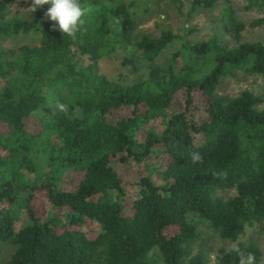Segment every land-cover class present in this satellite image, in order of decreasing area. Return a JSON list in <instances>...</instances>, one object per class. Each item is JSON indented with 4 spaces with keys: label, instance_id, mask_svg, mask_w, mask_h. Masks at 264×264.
<instances>
[{
    "label": "trees",
    "instance_id": "trees-1",
    "mask_svg": "<svg viewBox=\"0 0 264 264\" xmlns=\"http://www.w3.org/2000/svg\"><path fill=\"white\" fill-rule=\"evenodd\" d=\"M8 1L0 0L5 264H208L202 251L191 254L198 229L190 217L231 243L264 222L263 98L217 93L237 74L264 86V37L243 41L246 25L230 0L191 2V14L220 2L221 21L165 66L155 63L178 37L134 35L144 2L79 0L85 14L73 38L51 27L49 5L26 19L10 17ZM245 9L264 13V0H246ZM263 26L264 18L250 24ZM30 35L38 45L2 46ZM117 51L124 65L147 62V77L122 85L98 74L99 60ZM249 256L264 261L256 246L236 243L216 264H249Z\"/></svg>",
    "mask_w": 264,
    "mask_h": 264
},
{
    "label": "rangeland",
    "instance_id": "rangeland-1",
    "mask_svg": "<svg viewBox=\"0 0 264 264\" xmlns=\"http://www.w3.org/2000/svg\"><path fill=\"white\" fill-rule=\"evenodd\" d=\"M129 2L131 0H124ZM194 0H142L143 5L147 8L144 14L143 22L137 27L134 35L144 34L152 38H157L163 31L170 30L178 37L164 51L155 65L165 66L167 64H176L180 59H172V56L181 49L184 42L194 45L208 41L214 34L218 22L222 18V6L219 5L212 11L199 10L193 14L190 13V4ZM237 19L246 25L242 33L244 42H258L264 37V26L258 28L250 27V24L258 19L264 18V13L257 10H246V0H230ZM33 0H9L8 15L10 17H32L34 5ZM142 4V3H141ZM224 40L229 42L228 37ZM224 41V42H225ZM21 45L36 46L38 45V36H22L17 39L6 42L2 46L7 49H16ZM123 53L117 51L113 54L106 55L97 63V72L113 82L122 85H129L136 81L143 80L149 73V65L142 59H136L134 66L124 65L122 63ZM79 63L83 66L88 64L86 57L78 58ZM6 80L0 77V89L4 87ZM244 90H249L263 98L260 109L264 108V86L259 78L246 77L237 74L234 78H226L219 86L217 93L222 96L234 97ZM37 123H28V127L36 128ZM131 178V176L127 177ZM235 195V190H225L218 192L222 198H230ZM198 229V237L193 243L191 254L202 251L208 264H216L217 259L223 254L230 251L236 243L245 245H254L264 253V222L247 227L238 241L231 243L222 241L206 224L197 217L189 218ZM172 230V229H171ZM174 231V230H173ZM173 231H169L172 233ZM9 252L3 250L0 254V264H5L8 260ZM264 264V261L261 263Z\"/></svg>",
    "mask_w": 264,
    "mask_h": 264
},
{
    "label": "clouds",
    "instance_id": "clouds-1",
    "mask_svg": "<svg viewBox=\"0 0 264 264\" xmlns=\"http://www.w3.org/2000/svg\"><path fill=\"white\" fill-rule=\"evenodd\" d=\"M32 4L36 9L45 4L49 5L45 16L49 21L54 22L51 27L61 34L74 38L83 23L82 17L85 10L79 0H33ZM195 158L198 159L199 157ZM252 259L253 257H248L249 264H251Z\"/></svg>",
    "mask_w": 264,
    "mask_h": 264
}]
</instances>
